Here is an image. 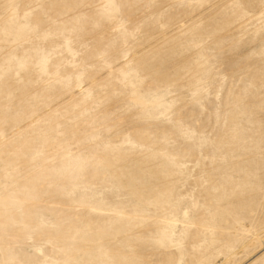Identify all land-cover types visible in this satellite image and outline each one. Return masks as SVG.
Segmentation results:
<instances>
[{
    "label": "rangeland",
    "instance_id": "rangeland-1",
    "mask_svg": "<svg viewBox=\"0 0 264 264\" xmlns=\"http://www.w3.org/2000/svg\"><path fill=\"white\" fill-rule=\"evenodd\" d=\"M0 264H264V0H0Z\"/></svg>",
    "mask_w": 264,
    "mask_h": 264
}]
</instances>
